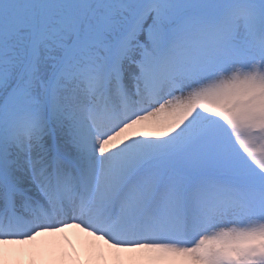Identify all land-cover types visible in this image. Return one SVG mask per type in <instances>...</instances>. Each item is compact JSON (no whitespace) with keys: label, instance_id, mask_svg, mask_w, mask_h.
<instances>
[{"label":"snow or ice","instance_id":"snow-or-ice-1","mask_svg":"<svg viewBox=\"0 0 264 264\" xmlns=\"http://www.w3.org/2000/svg\"><path fill=\"white\" fill-rule=\"evenodd\" d=\"M0 264H264V0H0Z\"/></svg>","mask_w":264,"mask_h":264},{"label":"bare ground","instance_id":"bare-ground-1","mask_svg":"<svg viewBox=\"0 0 264 264\" xmlns=\"http://www.w3.org/2000/svg\"><path fill=\"white\" fill-rule=\"evenodd\" d=\"M67 232L72 236L73 238V247L80 249V250H87L88 248L92 247L95 244H98V241L95 240V238L88 236L87 233L82 232L79 229H68ZM38 243L50 246V247H63L67 248L68 245H66L65 240L63 239V236L60 233L54 234L52 236H45L39 238ZM102 243V242H99Z\"/></svg>","mask_w":264,"mask_h":264}]
</instances>
